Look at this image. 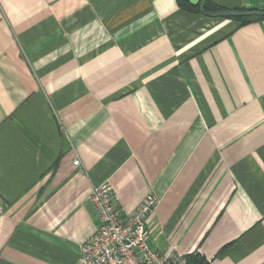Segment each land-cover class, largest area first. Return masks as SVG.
Returning <instances> with one entry per match:
<instances>
[{"label":"crops","instance_id":"crops-1","mask_svg":"<svg viewBox=\"0 0 264 264\" xmlns=\"http://www.w3.org/2000/svg\"><path fill=\"white\" fill-rule=\"evenodd\" d=\"M105 182L127 213L158 199L151 250L264 264V19L0 0V264H77Z\"/></svg>","mask_w":264,"mask_h":264},{"label":"built area","instance_id":"built-area-1","mask_svg":"<svg viewBox=\"0 0 264 264\" xmlns=\"http://www.w3.org/2000/svg\"><path fill=\"white\" fill-rule=\"evenodd\" d=\"M73 166L79 167L78 159ZM89 202L97 225L93 234L80 246L77 264H187L184 255L171 250L156 252L147 244L150 213L158 199L149 194L134 211L127 213L117 205L113 186H92Z\"/></svg>","mask_w":264,"mask_h":264},{"label":"trees","instance_id":"trees-1","mask_svg":"<svg viewBox=\"0 0 264 264\" xmlns=\"http://www.w3.org/2000/svg\"><path fill=\"white\" fill-rule=\"evenodd\" d=\"M208 1L210 0H207L204 4V10L206 12H216V11L222 10L218 6H213V7L208 6ZM176 2H177L178 7L183 10H187V11H191L195 13L199 12V4L201 0L194 5L190 4L186 0H176ZM235 10L243 11L241 9H235ZM231 19L239 22L240 25H244V24L252 23L254 21L262 20L264 19V17H239V18H231ZM185 258H186L187 264H208V262H206V260L202 256H200L198 253L189 254L185 256Z\"/></svg>","mask_w":264,"mask_h":264},{"label":"water","instance_id":"water-1","mask_svg":"<svg viewBox=\"0 0 264 264\" xmlns=\"http://www.w3.org/2000/svg\"><path fill=\"white\" fill-rule=\"evenodd\" d=\"M207 0H202L199 4V12L205 16L212 18H239V17H264V11L260 10H248V11H236V10H219L216 12H206L204 10V4Z\"/></svg>","mask_w":264,"mask_h":264}]
</instances>
